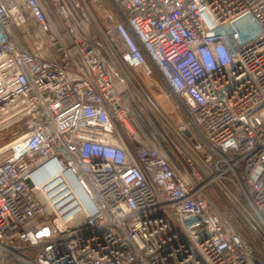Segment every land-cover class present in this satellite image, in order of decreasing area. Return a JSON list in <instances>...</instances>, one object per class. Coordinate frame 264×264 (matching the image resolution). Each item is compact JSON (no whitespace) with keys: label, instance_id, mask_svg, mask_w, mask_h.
<instances>
[{"label":"built area","instance_id":"2783aa9c","mask_svg":"<svg viewBox=\"0 0 264 264\" xmlns=\"http://www.w3.org/2000/svg\"><path fill=\"white\" fill-rule=\"evenodd\" d=\"M0 264H264V0H0Z\"/></svg>","mask_w":264,"mask_h":264},{"label":"rangeland","instance_id":"374dc122","mask_svg":"<svg viewBox=\"0 0 264 264\" xmlns=\"http://www.w3.org/2000/svg\"><path fill=\"white\" fill-rule=\"evenodd\" d=\"M94 9L99 20L104 23L102 18L106 12L110 10L107 4L103 2L97 8L94 7ZM134 75L138 78L141 87L145 90L154 106L167 120L169 125L176 127V123L179 122L180 119L184 120L185 117L181 112V106L178 104L175 97L170 94L168 88L158 74L154 75V80H148L144 77L140 79L139 72H135ZM173 111H175V113H172ZM7 139H10V137H5V140Z\"/></svg>","mask_w":264,"mask_h":264},{"label":"water","instance_id":"95a60500","mask_svg":"<svg viewBox=\"0 0 264 264\" xmlns=\"http://www.w3.org/2000/svg\"><path fill=\"white\" fill-rule=\"evenodd\" d=\"M186 136L191 137V132L189 130L185 131Z\"/></svg>","mask_w":264,"mask_h":264},{"label":"bare ground","instance_id":"6f19581e","mask_svg":"<svg viewBox=\"0 0 264 264\" xmlns=\"http://www.w3.org/2000/svg\"><path fill=\"white\" fill-rule=\"evenodd\" d=\"M120 89H124V87L123 86H121L120 87ZM133 97V96H132ZM132 97H131V99H132ZM128 100V99H127ZM129 101V100H128ZM130 102V101H129ZM140 121H141V123H144V121L142 120V119H140Z\"/></svg>","mask_w":264,"mask_h":264}]
</instances>
